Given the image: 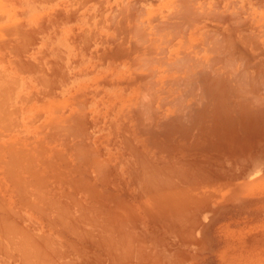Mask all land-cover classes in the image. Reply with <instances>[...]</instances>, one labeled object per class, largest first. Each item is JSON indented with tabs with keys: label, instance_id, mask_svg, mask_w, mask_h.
Listing matches in <instances>:
<instances>
[{
	"label": "bare ground",
	"instance_id": "6f19581e",
	"mask_svg": "<svg viewBox=\"0 0 264 264\" xmlns=\"http://www.w3.org/2000/svg\"><path fill=\"white\" fill-rule=\"evenodd\" d=\"M121 1L123 4L121 5L122 8L128 11L129 10L128 6L130 3L128 4V6H125L127 7L125 8L123 7L125 4L124 0H121ZM130 1L132 0H129V2ZM238 1L243 2L242 6H245L246 4H250L251 2H252L251 4L257 5V3L260 4L264 0H166L165 4L169 6L171 5L172 7H171V12H169V14L166 15L165 13L166 15L165 17L159 18L160 16L157 17L155 14H152L150 16L149 12L145 11L148 19L149 20L151 19L147 23L148 24L147 27H149L150 30H152L154 34L155 33L158 34L162 32V35L158 36V39H155V37L154 38L151 37L153 35L151 31H150V33H152L151 35H145L146 29L141 28L140 25L139 27L142 30H140L139 27L137 26H136L137 29L135 28L136 30L135 29L134 31L132 30V32L136 31L135 34L133 33V37L137 36L136 34L142 33L143 36H141V40H142V37H144L143 40L149 43V44L147 43L148 46L146 49L149 48L150 50L149 52L145 51L146 54L144 53L147 56V58L146 56L143 55V58H142L143 60L140 58L135 59V60H141V63H138V64L142 65L144 63L146 68L148 70L150 69L151 70L148 75L146 74L148 72H146L145 73L146 75L143 78L140 77L141 80H139L140 84L137 90L138 94L135 97L133 104H130L131 101H133L132 97H131L132 99L129 101L130 103H128V106L131 109H133V111L128 110L127 108L128 115L127 114L124 115L123 113L124 115L123 117L129 116V120H130L129 126L128 127L126 126L127 127L126 136L128 140L126 141L125 144L127 147V156L125 159H123L122 157H121L122 160L119 159V161H125L123 164L121 162V164L119 163L117 165H114L115 163L114 162L113 163L114 168L111 169V166H110L111 163L110 165H108L109 163H107V165L104 164L105 159L102 158L101 155H99L104 160L102 161L101 159L96 158L98 156L93 157L94 164L93 163H92L93 165L91 164L92 167L83 166V165L80 166L79 162L77 163V160L72 158V160L73 159L74 161L76 160V163L79 165L76 167V166H72L69 163V165L68 164H65V165L66 166L71 165V167H66L65 165L62 164L64 167H66L65 169H63V167L57 166V164L54 165L55 163L49 164L47 162L48 164H44L43 162V165H39V166L37 165V162L33 163V162L28 161L26 163L25 161L31 158V156H29V158L26 159L25 158L26 156L23 154H20L19 156H22V157L25 156L24 158L26 160L24 161V163L26 165L28 163H31V165L29 164L30 166L29 165L25 166V164L23 163H22L23 166L17 165V162H16L17 160L15 159L16 161L14 160L13 163L16 162L15 165H17V167L15 169V172H12L14 170V165L12 166L13 168L12 170L10 169V167H5V166H8L10 163H8L7 165L6 164L4 165L3 163L1 164V165H4L5 167L4 169L5 173H6L7 168L12 170L10 174V178L12 176L14 180H12V184L10 185V187H12L13 185L14 189L6 188V190H7L8 195L9 194L14 195V193L16 194V196L18 195L19 204L17 203L18 206H15L14 204H12L9 201L10 197L5 196L6 194L4 192H6V190L4 191L3 189L4 194L0 196V226H2L1 227L2 229L0 231L7 233L8 236H10L9 238L10 240L8 239L9 241H11V238H14L15 236H16L15 237L16 239H18V237L21 239V240L19 239L18 241L14 239L12 240V243H11L14 246L13 250L15 249L18 250V255L21 256L20 259H22L23 261L24 260L31 261L34 259V261H31V262H35V264L38 261L39 263L37 264H84V261L86 262V260H89V261L91 260V263L93 262V264H122L123 262H125L124 261L125 259L123 257H127L130 253H132V251H134L137 248L136 246L141 245V244H136V242L134 244V238H133L134 233H132V231H133V228H135L138 224L137 222H136L137 224L135 223V215L142 212L143 216L144 215L146 216L147 221L151 222L152 220V222L154 221L160 224L163 223L165 224L164 226L166 227H173V228L177 227L181 229L182 226L185 227L186 224L189 225L188 223H189L190 217H192V219H195L197 213L201 214L203 211H206L205 205L208 202L210 203L211 202L210 200L214 198L216 193H218L216 188L220 186L219 184L223 180L222 178L219 177V175L226 174L228 172V169L231 166H234V165L237 166L239 164H242L241 161H245V160L251 161L250 166L253 168L256 167L257 164L264 162V159H261L262 157H264V155H261L262 153H264L262 152V150H264V37H260L261 35L258 34L259 31L256 29V26H254L253 23L250 22V24H252L255 27V29L258 31L257 34L254 31L253 32L251 31L250 29L251 25L250 27L246 23H245L246 26L243 25V22L241 20H244V19L243 18L240 19L239 16L236 15L237 13L236 10L229 11V9H232V6L235 9L239 8V7H234ZM116 2L118 1L116 0ZM116 2L115 4H118ZM138 3H142V2H138ZM135 5L137 6V3H135ZM135 5H133V7ZM163 6L165 7V5ZM257 6L256 8H258ZM80 7H82V5ZM138 7H140V5ZM259 8L264 9V5H262L261 7L259 5ZM139 9L137 11L138 13L139 11H143ZM156 9H159V6ZM114 10L115 8L112 10L113 14H114ZM117 10L115 14H117ZM167 10L168 9L166 7V12ZM121 12L123 13V11H120L119 14H121ZM143 12H140L142 16L144 15ZM135 13H136V9H135ZM138 13L137 15L135 14L136 16L134 15L137 20H138V17H140V15L138 16ZM125 14L129 16L128 15L129 12L128 14L127 12ZM233 14H235V16H233ZM157 15H160V14L158 13ZM114 16L115 15H113V17ZM120 16L121 15H119V17ZM113 17L109 19V24L111 23L110 21L111 19L113 21ZM248 17L250 16H247L246 18ZM131 18H133V16ZM142 20H144V18ZM252 22H255V21L253 20ZM129 23L131 22L129 21ZM115 24H116V21H115ZM122 24L118 26L121 27ZM139 24H140V21H139ZM234 24L237 26L235 27ZM130 25L132 26V24ZM134 25H136V23H134ZM105 27L107 28V26ZM123 27L125 26H122V29ZM262 27H264V25H262ZM109 28H112V27L109 26ZM113 29L114 28H112V30ZM261 32H264V30L260 31V33ZM150 33H147V34H150ZM101 36L102 34L99 37ZM107 37L109 38V36ZM85 38L88 41L90 40L87 37ZM108 38H106V41ZM110 38H113V37H110ZM114 39H115V36H114ZM114 39H112V41ZM117 39L118 38H116V40ZM130 39L131 38H129V40ZM133 39L134 40L138 39V37H134ZM101 40L103 41L104 38L100 39V41ZM156 40H158V42H160L161 44L159 45L158 43V46H157L155 44ZM120 41L118 42L116 41V42L119 43ZM123 42L125 44V40ZM86 43L88 45V42ZM132 45H131V48H132ZM88 46L86 48H88ZM145 46L146 44L144 45V47ZM97 49L100 50V48H97ZM122 49L124 48L122 47L121 50ZM155 49L158 52L160 51V53H157V51L154 52ZM128 51L126 52L128 53ZM134 51H132V53ZM102 52L105 53L106 51L104 52L102 50ZM103 53H101L100 55H103ZM137 54L139 56L140 53H137ZM131 56L132 55H130V57ZM98 57L99 55L97 56V58ZM114 57L116 58V55ZM123 57L125 58V56ZM99 58L101 59V57ZM149 58L153 60H148ZM131 59L133 58L131 57ZM142 61H145V62L142 63ZM146 61L149 64H145L147 63ZM102 62H103L102 64H104L103 60ZM135 62L136 64H134V67H135L134 69L137 71L136 67L138 66H135L137 65V61ZM129 63H130V60H129ZM155 64L159 65V67L153 68V69L150 68L151 65L154 66ZM147 65H150V66L147 67ZM132 67H131L130 73L133 72L134 75H137L138 72L136 73L132 71L134 70L132 69ZM144 67L142 69H144ZM106 68L108 69L107 66ZM38 70H39V66H38ZM24 71H26L25 67H24ZM24 71H23V74H24ZM19 72L21 71L19 70ZM3 74L4 73H2V75ZM138 74L140 75V73ZM141 74L143 73L141 72ZM139 75H137V77H139ZM129 80H131V78ZM104 81L107 82L106 79ZM135 81H134V85L136 83ZM31 82L33 81L31 80ZM101 82L103 83V81ZM105 82L104 84L106 85L109 83V82L108 83H105ZM119 82L120 84H122L125 81L122 82L120 80ZM112 83H114V78H113ZM115 85L113 86L114 88H115ZM7 87H9L8 84H7ZM45 87L46 86H44V88ZM4 88L2 90H4ZM51 91L52 90H50V92ZM125 91H126V88H125ZM134 92H136L135 88H134ZM94 93L96 92L94 91ZM114 95L113 97H116ZM127 95L129 97V94ZM52 96H54V94ZM73 97L76 98L75 96ZM78 97L79 96L77 95V98ZM76 102H79L77 104L74 103L76 106H78L82 104L84 101L82 102L78 100ZM55 104L52 103V105H55ZM82 106L85 107L86 104L85 106L84 104ZM5 107H7V105ZM56 107L59 109L62 106L61 107L56 106ZM56 107L55 109H57ZM80 107L78 108V110L80 109L79 111L82 112L83 108H80ZM110 108L112 107L110 106ZM85 109L86 108H84V110ZM75 110L78 112L77 109ZM75 110L73 111L74 113H75ZM127 110H126V113H127ZM73 112L70 115H72ZM83 112L80 113L81 115L80 114L77 115L78 113H76L75 115L78 117L82 115L85 116L87 112L85 114H83ZM64 113H61V114L64 115ZM7 114H9V112ZM64 116L63 117L65 119L60 118L61 120H63L62 122H65L67 120V123L69 124L74 121V118L72 121V120L67 119L66 115ZM83 116L82 118H84ZM60 119L57 124L55 123L56 125H59V122L61 121ZM124 119L128 120V117ZM69 121H72V122H69ZM84 121L85 119L83 120V122ZM86 121L88 122V120ZM55 124L52 123V125H55ZM68 124L67 126L66 125L64 126V124L61 123L62 130L60 129V127H59V130L61 131L66 130V127L69 126ZM123 124L124 123H122V125ZM114 126L116 127L115 124ZM120 127L121 129H123L122 126ZM50 128L48 132L54 129L52 127V129L50 130ZM43 129H40V130H43ZM40 130L39 132H42ZM55 130L57 131L58 128L54 129L53 132ZM74 130L79 131L77 129H74ZM111 130L109 132H112ZM61 131H57V132L60 133ZM46 132L43 131L42 133L43 138H44V135L47 136L48 132L47 134ZM82 132L84 131L82 130ZM119 132L121 133V131ZM59 133H57V135ZM61 133L60 135L62 136L59 135L60 142H63L61 140H63L64 138L63 139L61 138L64 136V134L66 137L68 132L63 133V134ZM86 133L88 134V132ZM86 133L84 134L86 135ZM74 134L76 135L77 132H75ZM122 134L120 135L122 136ZM78 135L80 134H77L76 136L79 137ZM98 136L100 137V135ZM48 137H51V136H48ZM48 137H45L47 138L46 140H48ZM82 137H83V134H82ZM57 139L59 140V137ZM79 139H75V140L72 139L73 140L72 145L75 144L73 143L74 141L76 140L79 141ZM84 139L85 138H83L82 142L85 141ZM88 139H90V136L88 137ZM110 139H113V138H110ZM49 140H51V138ZM94 141H97V140H94ZM100 141H103V140H100ZM107 141L109 142V140ZM115 141L116 140L113 139V141L111 142H115ZM122 141L123 140L121 139V142ZM60 142L58 141V143ZM64 142L67 143L68 142L67 139H65ZM80 142L81 141H79V144ZM6 143L8 144V142ZM10 143L13 144L12 141ZM20 143H16V144L23 145V143L21 144ZM34 143H36V141ZM37 143L38 144H35V145L33 144V145L35 147L36 145L39 146L40 142H37ZM26 144H27L26 146L28 145L31 146L30 141L29 143L26 142ZM89 144L90 146L92 145L91 143ZM106 144L108 143L106 142ZM109 144L113 145V143L111 144L110 142ZM43 145L45 146V144ZM76 145L78 144L76 143ZM76 145L74 146V148L76 147ZM10 146L14 147V145L9 144V146H7V148L9 147L8 150L13 148V147L10 148ZM63 146L65 147V145ZM78 146L76 147V149L78 148ZM20 147L22 146H19L18 148ZM42 147L40 148L37 147L38 149L37 148L35 149L33 147L34 149H32V151L34 150L36 152L37 150H39L40 152L38 154L37 152L36 154L34 153L35 155L39 156L38 159L35 158L36 161H38L40 158L42 160V157L40 156V155L43 156V154H41ZM68 147L67 149H64V150H68ZM92 147H89V148L91 149ZM15 148L17 149L16 146ZM52 148L53 146L49 149L47 147V150L49 151L51 149V153H53L55 152L54 150L55 148L53 149ZM74 148L72 147L73 150ZM79 148L84 149L86 147L79 146ZM101 148H98V149H101ZM70 149L68 151H70ZM81 149H78L79 150L78 152L81 153L83 151L84 153L85 150L81 151ZM23 150L24 152H26L25 149ZM30 150L28 151L30 152ZM86 151H87V154L88 152H90V150L88 149H86ZM16 152L17 151H15V157L16 156L18 157V155H16ZM44 152L46 151L44 150ZM56 152L58 153V151ZM60 152H61V149L59 150V153ZM78 152L75 153V155L78 154ZM94 152H92L91 154H94ZM12 153L11 154L8 153V155L12 156ZM20 153H23L22 150ZM61 153L60 155L58 154L59 156L58 155L57 156L58 157L62 156L63 152ZM25 154L28 155V152ZM31 154L33 155L32 152ZM95 154L97 155V153ZM73 155L72 157L75 156ZM78 155H80L79 157H81V154H78ZM84 155H86V152ZM88 155L90 156V153ZM47 157H44L46 161H48ZM8 158L11 159L12 157H8ZM24 158L20 161H23ZM56 158L57 157H55V159ZM62 158L66 160L65 157H62ZM118 158H119V153H118ZM31 159L35 160L33 158ZM80 159L81 161H90L91 156L90 158L88 157L85 159L84 158L83 159L80 158ZM74 161H73V165H74ZM2 162L4 161L2 160ZM57 162H61L59 158H57ZM35 163L37 166L33 165ZM89 163L88 165H90ZM59 164L61 165V163ZM4 167H1V168H4ZM88 167L93 170L94 172L93 177L91 176V172ZM9 169H7V171H9ZM58 169H61V170L58 171ZM6 180L10 181L8 178ZM2 183L6 184V182H1L0 185ZM228 190H229L228 187H226L225 189L223 188L221 191L222 196L225 193H227ZM222 198H225V197H222ZM128 200H131L132 202H129ZM13 202H14V199H13ZM137 209L139 210L138 212H137ZM29 213L32 215L38 214L39 217L46 223V227H48L50 231L52 230V232L53 231L55 232V237L52 238L50 235L49 237L47 235V238L46 236H39V235L37 236L35 234L30 233L29 229L27 233V231H24V229H20L18 225L11 222L12 220H10L12 217L11 215H13L14 217H16L17 215L18 221H19L20 217H22L24 214L29 215ZM193 215H195V218L193 217ZM154 218H156L157 221L153 220ZM137 219H140V218H137ZM195 221L196 220H194V222ZM129 228L130 230H128ZM192 229L195 230L196 228L194 229L193 227ZM33 230H36V228H33ZM4 233H1V235L3 234L6 236V234ZM12 234L14 235V237L13 236L11 237ZM192 237H193V234H192ZM187 238L189 239V237ZM192 241H194V239ZM3 248L5 249V247ZM9 248L11 247L9 246ZM6 251L7 249L5 250V253ZM105 255H108L111 260H104ZM121 256H122L123 262H121L122 260H120ZM132 257H136V256H132Z\"/></svg>",
	"mask_w": 264,
	"mask_h": 264
},
{
	"label": "rangeland",
	"instance_id": "374dc122",
	"mask_svg": "<svg viewBox=\"0 0 264 264\" xmlns=\"http://www.w3.org/2000/svg\"><path fill=\"white\" fill-rule=\"evenodd\" d=\"M11 1H14V0H0V6H4L3 4H5L7 2H11ZM64 1L67 2L66 6L68 9L70 8V10H71L72 8H75V10H78V12H81L82 8H85L87 6L91 7L90 8V13H91L90 22H89V24H86V22H85V25H84L86 28V30L84 31L85 33L83 35L81 34V37L78 38L79 42H80V40H83L84 45H86L85 49H84V55H85L84 67H81V70H80L78 66L74 67L73 65H68L66 67L67 71L64 74L61 73V77L63 78L61 80V82H59V83L56 82L57 84L56 83H48V82H47V84L43 83L44 85H46L45 88H44L43 84L41 87L40 86L34 87L30 83H28V86L25 88H17V87L15 88L12 86V88L9 90V94L8 93L5 94V98L3 97V90L0 89V93H1L0 94V99H1L0 100V102H1L0 103V110H1L0 111V121H1V123H0V131H1L0 132V153H1L0 154V165L2 163L4 165L5 164L7 165L8 163H10L8 166H5V167H10V169H12V170H13L12 166L14 165L13 171L10 170L9 168H7V169H9V171H7V169H6V173L8 174V176L5 173L4 165H1V167H4V168L0 167V183L6 182V184L2 183L3 185L2 184L0 185V196H2V194L5 193L6 194L5 196L10 197L9 201L12 204H14L15 206H18L17 203L19 204L18 195L16 196L15 193H14V195L13 194L8 195L7 190H6V188H10V189L13 188L14 189L13 185H12V187H10V185L12 184V180H14V178L12 176L10 178V174H11V171L15 172L17 165L23 166V164H25L24 161L26 159H28L29 156H31V158H33V159H35V158L38 159L39 156L35 155V154H36V152H37V154L40 152H39V150H37L36 152L33 150L34 151L33 152L32 149H34V148L36 149L37 147L40 148L42 146L45 148L44 149L42 147L46 152H44V150L41 148V154H43V156L40 155L42 157V160H44V161H42L41 158L39 159L40 161L39 160L36 161V159L32 160L31 158H29L25 162L26 163L28 161L33 162V163L37 162L38 166L43 165V162H44V164H48V163L54 164L55 163L54 165L57 164V166L63 167V169H65L66 167H71V165L77 167L79 164H80V166L83 165V166L92 167L91 164L92 163L94 164L93 157H95V156H98L96 158L101 159L102 161L105 159L104 164H106V165H107V163H109L108 165H110V163H111V165H110L111 169L114 168V165H117L119 163L121 164V162L123 164L125 162V161H119V159L120 160H122V158L125 159L127 156V147H126L125 143L128 140V138L126 136V134H127L126 129L129 126L130 120H129V116H125V117H123V116L126 114L128 115V110L133 111V109H131L128 106V103H130L129 101L133 98V101H131V103H130V104H133L134 99L138 94L137 90H138V86L140 84L139 80H141V78H143L146 74L148 75L150 73V70H151L150 68L153 69V68L159 67V65H157V64H155L154 66L153 65H151V66L147 65V67L150 66V68H149L150 70H148L143 63L145 61H142L143 64L141 65V64H138V63H141V60H135V59H139V58L142 59L143 55L146 56L145 55L146 52H149L150 50H149V48L146 49L148 46L147 45L148 42H145V40H143L144 37H142L143 41L141 40V36H143L142 33H140L141 35L136 34L137 36H134V37H138V39H135L136 40L135 41L133 39L134 38L133 33L135 34L136 31L132 32V30L134 31V29L135 28L137 29V27H139V25H140L141 28L146 29L145 35H151L153 32H152V30H150L149 27H147L148 26L147 23L151 19L150 20L148 19L145 11L149 12L150 16L152 14H155L157 17L160 16L159 18H161V17H165L167 14H169V12H171V7H172L171 5L169 6V5L165 4L166 0L165 1L164 0H145V1L144 0L143 1L142 0H134V2H133V0L130 2H129V0L128 1L124 0L125 4H127V5L124 4L123 7L128 6V4L130 3L128 6V9L130 11L129 10L126 11V10H124V8H122L121 5H123V4H122L121 0H117L118 2H116V0H64ZM137 1L142 2V3H138ZM115 2L118 4H115ZM135 3H137V6L135 5ZM251 3L246 4L245 6H242L243 2L238 1L234 7H239V8L235 9L232 6V9H229V11H235L236 10L237 11L236 15H238L240 19H242V18L244 19V20H241L243 22V25H245V23L249 27L251 25L250 29L252 32L254 31L257 34V32L259 31L258 34L261 35L260 37H264V32L260 33V31L264 30V27H262V25H264V12H262V11H264V9L259 8V5H260V7L262 5H264V1H262V3H260V4L257 3L258 6L256 4H251ZM81 5H82V7L79 9V7ZM133 5H135L136 7L135 6L133 7ZM139 5L141 8L138 7ZM163 5H165V7ZM118 6H119V8H118ZM158 6H159V9H156ZM256 6L258 8H256ZM100 7H101V12H102L101 18L99 17V14H98ZM142 7H143V9H142ZM166 7L168 9L167 12H166ZM114 8H115V10H114V14H113L112 10ZM125 8H127V7H125ZM139 8L144 11V12L139 11V13L140 12L144 13L143 16L141 13L139 14L137 12ZM117 9L119 10V12L123 11V13L121 12V14H119ZM135 9H136V13H135ZM238 9H240V10H238ZM116 10H117V14H115ZM131 10H133V11H131ZM1 11L3 12L2 9H0V13H1ZM253 11H254V13H253ZM124 12L125 13L127 12V14L129 12V14H128L129 16H127ZM130 13H131V15H130ZM137 13H138V16L140 15V17H141L140 18L137 16L138 20L135 17L137 15ZM158 13L160 15H157ZM165 13H166V15H165ZM113 15H115V16L113 17ZM119 15H121L120 16L121 19H120ZM125 15H126V17H125ZM122 16H124V17H122ZM132 16H133V18H131ZM233 16H235V14H233ZM247 16H250V17L246 18ZM112 17H113V21H112V19L110 21H111V23L112 22L113 23L109 24V19ZM123 18H124V20H123ZM134 18H135V20H134ZM143 18H144V20H142ZM131 19L133 22L131 21ZM251 19H252V21L254 20L255 22H252ZM117 20H119V21H117ZM95 21H96V23H95ZM115 21H116V24H115ZM129 21L131 23H129ZM136 21H138V22H136ZM139 21H140V24H139ZM250 22L253 23L254 26H256V29L258 31L255 29V27L252 24H250ZM80 23H81L80 25H82V22H80ZM134 23H136V25H134ZM261 23H262V25H261ZM114 24H115V26H114ZM121 24H122V26H125V27H123V29H122V26L121 27L118 26ZM130 24H132V26ZM240 25H242V24H240ZM105 26H107V28ZM109 26L114 28L115 30L114 29L112 30V28H109ZM234 26L236 27L237 25L234 24ZM1 27H3V26H0V30H2ZM139 29H140V27H139ZM140 30H142V29H140ZM125 31H127V32H125ZM150 31L152 33H150ZM147 33H150V34H147ZM92 34H94V35H92ZM101 34H102L101 37L104 38V40H103L104 42L102 40L100 41V39H102L101 37H99ZM125 34H127V35H125ZM160 35H162V32H160L158 34L153 33V35L151 37L152 38L155 37V39H158V36H160ZM107 36H109V38ZM114 36H115V39H114ZM4 37H7V36H5L2 33V31H0V38H4ZM71 37H73V35ZM85 37L90 39L89 40L90 42ZM110 37H113V38H110ZM106 38H108L109 40L107 39V41H106ZM116 38H118V39L116 40ZM129 38H131L133 40V42L131 39L129 40ZM112 39H114V40L112 41ZM124 40H125V44L123 42ZM111 41H112V43H111ZM116 41L117 42L120 41V42L117 43ZM6 42L8 44H10V47L6 48L5 50H0V56L7 55L10 58L9 64L4 65V67L7 69H10V71L12 73L11 74L12 80H13L16 76H18L20 67H22V65L19 64L20 60H17V59H20L21 56H24V57L31 56L32 50H25V49L23 50V49H18L16 47H14L20 43L19 41L17 42L15 40H11V41H6ZM6 42H3V43L6 44ZM86 42H88L89 46L87 45ZM158 43H159V45L161 44L160 42H158V40H156L155 44L157 46H158ZM145 44H146V46L144 47ZM131 45H132L133 49L131 48ZM87 46H88V48H86ZM104 46H105V48H104ZM121 46L124 49L121 50V48H122ZM126 47H127V49H126ZM134 47H135V49H134ZM141 47H142V49H141ZM97 48H100V50H98ZM102 50L104 52L105 51L106 52L103 53ZM69 51L73 55L72 49H70ZM126 51H128V53ZM132 51H134V52L132 53ZM141 51L143 54L141 53ZM156 51L157 50L155 49L154 52H156ZM100 52L103 53V55H100L101 54ZM137 53H140L139 56ZM157 53H160V51L159 52L157 51ZM88 54H89V56H88ZM41 55L45 56L43 54V51H40L37 53V56L41 57ZM98 55H99V57H101V59L99 57L97 58ZM104 55L106 56V58ZM115 55H116V58L114 57ZM130 55H132L131 57L133 59H131ZM119 56H120V58H119ZM121 56H122V58H121ZM123 56H125V58ZM136 57H138V58H136ZM41 58L43 59V57H41ZM146 58H147V56H146ZM102 60L104 61V64H102L103 63ZM129 60H130L131 64L129 63ZM148 60H153V59L149 58ZM135 61H137V65H135V66H138V67H136L137 71L134 69L135 68L134 64H136ZM106 63H107V65H106ZM145 64H149V63L147 62ZM106 66L108 67V69L106 68ZM142 66L144 67V69H142L143 68ZM100 67H102V68H100ZM131 67H132V69H134L132 71H134L136 73L137 72L140 73V75L137 73V75H139V77H137V75H134L133 72L130 73ZM16 68H17V70H16ZM62 69H64V67ZM101 72H103V73H101ZM141 72L143 74H141ZM146 72H148V73H146ZM113 78H114V83H112ZM130 78H131V80H129ZM100 79H102V80H100ZM105 79L107 80V82L104 81ZM120 80L122 82H124V81L125 82L124 83L121 82L122 84H120V82H119ZM126 80H128V81H126ZM133 80L134 81L136 80L135 85H134ZM101 81H103V83ZM104 82L105 83L109 82V83L106 85V84H104ZM13 84H16V83H13V81H12V85ZM113 84L114 85L116 84L117 87L115 85V88H114ZM111 86L113 87V89ZM103 88H104V90H103ZM125 88H126V91H125ZM134 88H135L136 92H134ZM50 90H52V91L50 92ZM94 91L96 93H94ZM52 92H54V93H52ZM21 93H23V94H21ZM76 93H78V94H76ZM112 93H114L115 95ZM30 94H32V95H30ZM53 94H54V96H52ZM127 94H129V97ZM132 94L133 95L135 94L134 97ZM77 95L79 96L78 98H77ZM83 95L85 96V98ZM113 95L116 97H113ZM73 96H75L76 98H74ZM70 97L72 100L70 99ZM112 97H113V99H112ZM127 98H128V100H127ZM77 99L82 101V102L84 101L82 104L78 105L79 107L81 106L80 108H83V110H84V108H86L85 109L86 111L84 110V112L81 109L83 114H85L87 112V114L85 115L86 117L82 115L84 118H82V116L78 117L75 115L76 113H78L77 115L82 113L81 111H79L80 109L78 110L79 107L74 104V103H76V104L79 103V102H76V101H78ZM52 103L53 104L56 103V104L52 105ZM5 104L7 105V107H5L6 106ZM83 104H84V106L86 104V106L83 107L82 106ZM109 105L112 108H110ZM56 106H58V107L62 106V107L59 108L60 109L59 110ZM55 107L57 109H55ZM104 107H105V109H104ZM4 108H5V110H4ZM123 108L125 109V111ZM127 108H128V110H127ZM75 109H77L78 112ZM74 110H75V113L73 112ZM126 110H127V113H126ZM7 111L9 112V114H7L8 113ZM72 112H73V114L70 115ZM61 113H64V115H66V116L69 114L70 116L68 115L67 119L73 121V118H74V121L73 122L69 121V122H72L69 124L67 123V120L66 121L64 120L65 122H62L63 120H61L60 118L63 119L65 116ZM123 113H124V115H123ZM119 114H120V116H119ZM80 117H81V119H80ZM99 117H100V119H99ZM126 117H128V120L124 119ZM59 119L61 121L59 122V125H56L58 123ZM84 119H85V121L83 122ZM86 120H88V122ZM110 121H111V123H110ZM126 121H127V123H126ZM85 122H87V123H85ZM39 123L41 124V126ZM43 123H44V125H43ZM49 123H51V124H49ZM52 123L53 124L56 123V124L52 125ZM61 123H63L64 126L65 125L67 126V124H68L70 126V127L68 126L69 129H68V127H66L67 131L66 130L61 131L62 130ZM65 123H67V124H65ZM122 123H124L123 125H125V124H127V125L123 126ZM45 124H47V125H45ZM114 124L116 125V127L114 126ZM42 126L44 127V129ZM120 126H122V128L124 130L121 129ZM52 127L54 129L58 128L57 131H61L63 133L68 132L66 137L64 134V136L61 138V139L64 138L63 140H61L63 142H60V136H62V135H60L61 132L59 133L55 130L54 131L55 133H54L53 132L54 129H52ZM59 127L61 130H59ZM73 127H74V129H77L79 131H75L73 129ZM75 127H77V128H75ZM6 128H8V129H6ZM49 128H50V130L52 129V131L48 132ZM84 128H85V130H84ZM111 128H112V130H111ZM40 129H43V130H40ZM39 130L42 132H39ZM82 130L84 132H82ZM110 130L112 132H109ZM43 131L48 132V134L46 132L47 136L44 135V138H43V134H42ZM119 131H121V133ZM75 132H77V134H80V135H78L79 137L76 136L77 134L76 135L74 134ZM86 132H88V134ZM50 133H51V135H50ZM57 133H59V134L57 135ZM63 133H61V134H63ZM84 133H86V135ZM111 133H113V134H111ZM69 134H71L73 136V138ZM82 134H83V137H82ZM120 134H122V136ZM98 135H100V137ZM48 136H51V137H48ZM89 136H90V139H88ZM45 137H48V140H46L47 138H45ZM58 137H59V140L57 139ZM50 138H51L52 142H51V140H49ZM54 138L57 140H55ZM83 138H85L84 142H82ZM98 138H100V139H98ZM110 138H113L116 141L111 142V141H113V139H110ZM65 139H67V141H68L67 143L64 142ZM72 139L73 140L79 139V141H81V142L79 144V141L76 140L73 142L75 144L72 145V141H73ZM121 139L123 140L122 142H121ZM37 140H39V141H37ZM94 140H97V141H94ZM100 140H103L105 142L100 141ZM107 140H109V142L111 144L113 143V145H110ZM11 141L13 144L10 143ZM17 141H19V142H17ZM20 141H21V143H23V145L20 143ZM29 141H30L31 146H29V145L26 146L27 145L26 142L29 143ZM35 141H36V143H34ZM41 141H42V143H41ZM58 141L60 143H58ZM6 142H8V144ZM31 142H32V144H31ZM37 142H40L39 143L40 145L39 146L36 145V147H35L34 145L38 144ZM85 142H86V144H85ZM88 142L91 143L92 145L90 146V144ZM106 142L108 144H106ZM16 143H20L21 145L16 144ZM76 143L79 146H81V147L85 146L86 148L81 149V148H79L78 145H76ZM115 143H116V145H115ZM9 144L14 145V147L10 146V148L11 147H13V148L8 150L9 147L7 148V146H9ZM43 144H45V146ZM63 145H65L66 148ZM68 145H69V147H68ZM75 145H76V147L78 146L77 149H76V147L74 148ZM96 145H97V147H96ZM15 146L17 147V149L15 148ZM19 146H22L26 152H24L22 147L18 148ZM52 146H53V148H55L54 149L55 152H53V153H51V149L49 151L47 150V147L49 149ZM88 146L89 147L93 146L94 148L92 147L93 149L92 148L90 149ZM99 146H101L102 148ZM67 147H68V150L70 149V147H71V149L73 147L74 150L73 149L72 150L70 149V151L64 150V149H67ZM30 148H31V150H30ZM98 148H101V149H98ZM13 149H14V151H13ZM20 149L22 150L23 153H20L21 152ZM58 149L59 150L61 149V152H63V155L60 157H58V156L60 155L61 152L59 153ZM78 149H81V151L82 150H85V151H84V153H83V151L80 153V152H78L79 151ZM86 149L90 150V152H88V154L90 153L91 160L90 161H81L80 158H82V159L83 158L85 159L88 157L90 158V156L87 154ZM11 150L13 153L11 152ZM28 150H30V152ZM54 150H52V151H54ZM94 150H95V152H94ZM122 150L123 151L125 150V151L123 152ZM15 151H17L16 155H18V157L17 156L15 157ZM56 151H58V153ZM76 151L78 152V154H81V157H79L80 155H78V154L75 155V153H77ZM100 151H102V152H100ZM7 152L9 154L12 153V156L8 155ZM27 152H28V155L25 154ZM31 152L33 153L34 157L31 154ZM64 152H65V154H64ZM72 152L75 156L72 154ZM85 152H86V155H84ZM92 152H94V154L97 153V155L91 154ZM262 152H264V150H262ZM56 153H57V155L58 154L59 155L57 156ZM118 153H119V158H118ZM121 153L124 155H122ZM20 154L25 155L26 157L25 156L24 157L26 159L22 156H19ZM72 155L74 157H72ZM87 155H88V157H87ZM99 155H101L102 158H104V159H102L101 156H99ZM261 155H264V153H262ZM83 156H85V157H83ZM8 157H12L11 159L13 161ZM44 157H47L48 161H46ZM55 157L59 158V160L61 162H57V158L55 159ZM62 157H65L66 160ZM4 158H5V160H4ZM23 158H24V160L20 161ZM72 158L76 159L77 163L79 162V164L76 163V160L75 161H74V159L72 160ZM51 159L55 162H53ZM68 159L70 162L68 161ZM106 159H107V161H106ZM261 159H264V157H262ZM2 160L4 162H2ZM14 160L17 162V165H15L16 162L13 163ZM18 160L21 164L18 162ZM62 161H63V163H62ZM73 161H74V165H73ZM59 163H61V165ZM69 163L71 164L70 166L65 165V164L69 165ZM75 163H76V165H75ZM88 163L90 165H88ZM113 163H114V165H113ZM241 163L242 164H239L237 166L236 165L231 166L228 169V172L226 174L219 175V177L222 178L223 180L220 182V184H219L220 186L218 188H216L218 193H216L214 198L210 200L211 201L210 203L208 202L205 205L206 211H203L204 213L202 212L201 214L197 213L196 218H195V215H193V217L195 219H192V217H190L189 223H188L189 225L186 224V226L185 227L182 226L181 229L177 228V227H174V228L173 227H166V226H164L165 224L156 223L154 221H153L154 222L153 223L152 220H151V222L147 221L146 216L145 215L143 216L142 212L138 213L137 214L138 216L135 215V223L137 222L138 224L136 223L137 226L135 228H133V231H132V233H134L133 234L134 244L136 242V244H141V245L136 246L137 247L136 249L134 247L135 250L132 251V253H130L127 257H123L125 259L124 261L126 263L128 262L127 264H129V262H130V264L131 263L136 264V262H137V264H264V162L257 164V166L254 168L250 166L251 161H249V160L241 161ZM29 164L31 165V163H28L27 165L25 164V166H28ZM62 164L65 165L66 167H64ZM33 165L35 166L36 163ZM59 170H61V169H58V171ZM89 170L91 172V176L93 177L94 176L93 170L91 168H89ZM235 172H237V173H235ZM7 178L10 181L6 180ZM235 178H236V180H235ZM224 179H226V180H224ZM8 185H9V187H8ZM231 185H233V186L235 185V186L233 187ZM1 187H3V188H1ZM226 187H228L229 190L227 193H225L222 196L221 191L223 188L225 189ZM3 189H4V191L6 190V192L3 193ZM219 194H220V196H219ZM222 197H225V198H222ZM228 197H229V199H228ZM13 199H14L15 203L13 202ZM128 201L132 202L131 200H128ZM138 211L139 210L137 209V212ZM11 216H12L11 219L9 218L10 220H12L11 222L18 225L20 229H24V231H27V233L30 230L29 231L30 233L35 234L37 236L38 235L39 236H46V238H47V235H48V237L50 235L52 238L55 237V232L54 231L52 232V230L50 231L49 228L46 227V223L39 217L38 214H35V215H32L30 213H29V215L24 214L22 217L19 218V221H18L17 215H16V217H14L13 215H11ZM137 218H140V219H137ZM153 220H156V218H154ZM194 220H196V221L194 222ZM198 224H200V225H198ZM1 227L2 226H0V230L2 229ZM193 227H194V229L196 228L195 229L196 231L192 229ZM33 228H36V230H33ZM190 229L194 232H192ZM128 230H130V228ZM48 232H49V234H48ZM152 232H154V233H152ZM181 232H182V234H181ZM185 232H186V234H185ZM1 233H4V232L0 231V245H1L0 246V252H1L0 253V260H5V261H3L2 263L0 262V263L1 264H8V263L12 262L14 264H18L17 263L18 260H22V259H20L21 256L18 255V250L17 249L13 250L14 246L11 243H12V240L15 239L16 241H18L20 238L18 237V239H16L15 238L16 236L14 237V235L12 234L11 237L13 236L14 238H11V241H9L10 236H8L7 233H4V234H6V236L2 234L4 236V238H3ZM192 234H193V237H192ZM158 235H160V236H158ZM187 237H189V239ZM6 238H7V240H6ZM193 239H194V241H192ZM145 242H147V243H145ZM9 246L11 248H9ZM3 247H5V249ZM138 247L139 248L141 247V248L139 249ZM6 249L8 251V252L6 251L7 254L5 253ZM8 254L10 255V257ZM132 256H136V257H132ZM15 258H16V260H15ZM131 258H132V260H131ZM104 260H111V259L108 255H105ZM120 260H122V256H121ZM31 261H34V259ZM31 261L26 260V264H33V263L35 264V262H31ZM88 261L89 260H86V262L84 261V264H93V262L91 263V260L89 261L90 263ZM132 261H134V262H132ZM40 262H41V260H40ZM121 262H123V260ZM125 262H123L122 264H126ZM37 263H39V261Z\"/></svg>",
	"mask_w": 264,
	"mask_h": 264
},
{
	"label": "crops",
	"instance_id": "0c3cea01",
	"mask_svg": "<svg viewBox=\"0 0 264 264\" xmlns=\"http://www.w3.org/2000/svg\"><path fill=\"white\" fill-rule=\"evenodd\" d=\"M66 4L67 2L64 0H15L3 4L4 6H0V9L3 10V12L0 13V26L4 27H1L2 30L0 31L7 36L0 38V50L9 48L10 44L6 41L11 40L20 42L16 45L17 47L14 46L18 49L32 50L31 56L27 57V59L24 56L20 57L19 64L22 65V67H20L21 72H19L18 76L13 80L10 69L4 67V65L9 64L10 58L7 55L0 56V89L2 87L8 89L4 88L3 90L4 98L6 93L9 94V90L12 86L15 88H25L28 86V83H30L34 87H41L42 83L45 82L59 83L63 79L61 73L64 74L67 71L66 67L68 65H73L74 67L78 66L79 69L84 67L85 55L83 52L85 45L82 40L79 42L78 38L81 37V32L82 35L85 33V22L86 24L90 22L91 7L87 6L82 8L81 12H78L75 8L71 10L68 9ZM80 8L81 7H79V9ZM101 13L100 7V18L102 17ZM80 22H82V25H80ZM72 35L73 37H71ZM3 42H6V44ZM70 49L74 52L73 55L69 52ZM40 51H43L45 55H41L43 59L36 55ZM24 67L26 71H24ZM63 67L64 69H62ZM2 73L4 74L2 75ZM31 80L33 82H31ZM12 81L16 84L12 85ZM7 84L9 87H7ZM3 261L5 260H0L1 263ZM25 262L26 260H18L17 263L26 264ZM8 264L14 263L10 262Z\"/></svg>",
	"mask_w": 264,
	"mask_h": 264
}]
</instances>
